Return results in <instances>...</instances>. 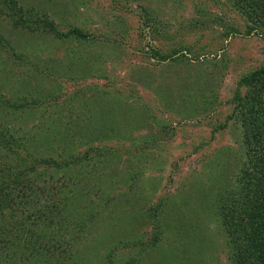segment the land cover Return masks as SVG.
Listing matches in <instances>:
<instances>
[{
	"label": "rangeland",
	"instance_id": "rangeland-1",
	"mask_svg": "<svg viewBox=\"0 0 264 264\" xmlns=\"http://www.w3.org/2000/svg\"><path fill=\"white\" fill-rule=\"evenodd\" d=\"M17 1L32 11L14 19L0 16V38L13 47L12 53L4 52L9 60L3 55V91L7 96L19 90L28 95L39 87L61 97L58 103L35 107L32 118L25 117L45 131L44 149L38 152L19 141L26 144L29 159L19 162L18 179L8 184L4 199L10 205L22 193L23 204L15 211L9 207L0 229L13 222L27 225L20 235H12L22 240L19 257L0 252V264L237 263L221 214L232 206L244 209L240 218L247 220L253 195L241 174L247 157L245 134L234 99L241 77L264 64V35L255 26L261 21L243 13L238 0ZM51 23L64 34L81 29L89 37L62 40L40 27L29 28ZM251 27L257 30L248 35ZM154 50L196 60L175 71ZM69 53L87 61L67 68L65 62L54 61ZM33 66L44 78L33 75ZM52 67L59 70L54 79L46 72ZM194 69L193 77H215L210 86L218 95L214 108L205 110L202 104L207 93L185 89L171 103L159 100ZM249 89L240 88L244 102ZM110 96L123 101L133 96L126 104L142 114L124 142L104 141L102 133L88 135L83 121L103 104L110 108ZM263 101L259 97L251 105L262 108ZM57 132L63 139H57ZM90 137L100 142L107 157L98 153L101 146ZM112 148L126 151L119 157ZM16 157L10 147L0 148V164L9 165ZM98 166L102 176L94 179ZM36 179L40 183L32 184ZM78 184L88 190L81 191ZM87 192L90 198L85 199L81 195ZM98 193L119 207L112 217L103 214ZM88 215L95 218L86 219ZM159 232L161 239L155 241L153 235Z\"/></svg>",
	"mask_w": 264,
	"mask_h": 264
},
{
	"label": "trees",
	"instance_id": "trees-1",
	"mask_svg": "<svg viewBox=\"0 0 264 264\" xmlns=\"http://www.w3.org/2000/svg\"><path fill=\"white\" fill-rule=\"evenodd\" d=\"M3 1L4 2L2 3L0 9V16H11L12 19H14L16 16H19L21 12L29 13L28 11H32L26 10L25 8L21 7L17 0ZM238 1L242 5L241 10L243 11V13H246L248 17H251L252 21H254V19L261 21L258 24H255V26L257 27L258 25H260L261 27L258 29H261L263 32L260 33L264 35V0ZM35 27H40L41 32H46L47 30V34H55L56 39L58 38L63 40L73 39L75 37H89L87 32H84L81 29H72L70 32L64 34L60 30H58L53 23L47 24V27H44L43 29H41V26L39 24H31L29 28L37 29ZM256 27H251L249 29L248 35H251L254 30H257ZM49 29H51V31H49ZM9 48H11V50L13 49L10 41L6 38H0V70L6 69L5 63L10 59L8 57V54L6 53H12ZM154 54L158 59L164 61L165 64L170 63L172 65L170 68L174 69L175 71L178 70L177 66H189L188 61L190 59L192 62L196 60L195 58L189 57L187 54H182V57L185 58L179 59V57H176L172 53H163L160 50H154ZM3 55H6L8 59L4 61ZM17 58L22 59L21 57ZM80 59L76 60V53H69L65 56L64 59L58 58L57 60V57L55 56L54 61H56L57 64L60 62H65V68H67L69 64L72 67L77 64L84 65L87 61L85 56L82 61ZM24 64L25 66H29L32 65L33 62L32 60H29V65L26 64V62ZM32 69L33 75L36 76L38 80L41 79V77L44 78V75H42V71L38 68V66H33ZM46 72L47 77L51 79H54L55 75L59 74V70H57V67H52V69H49ZM188 72V77H185V75V78H180L175 83L176 85H174V87H171L168 92L162 94L159 97V100L164 99V101L171 103L170 98H175L177 96L175 93H179L180 90L185 89L187 90V92L191 90V93L193 91L197 93V95L207 93L204 98V103L202 104L206 106L205 110H208L209 108H211V106L214 108V103L217 102L218 95H215V89L211 88L210 86L215 77L211 75H207L208 77H193L194 73L196 72L195 69ZM237 85L239 89L236 93L234 101L238 102V105L235 108L234 113H237L236 116L242 122L244 131L243 133L245 134L243 139V151L247 156L246 160L243 161L244 164H242L241 167V174L245 176V181H247L246 186L249 190L248 193H252L253 195L249 197V207L246 210L248 214L247 220L249 224L247 223V220H243L242 218H240V216L245 213L244 209L239 211L235 210L236 208H234L233 210H231L232 206L229 207L228 205H226V208H229L221 214V221L222 223H224L226 239H229L230 243L234 242L235 244V250H233L237 262L235 264H264V101L263 104H261L262 108L254 107L255 104L251 105V103H254V101L259 97H264V64L257 71L252 72V74H250L249 76H242ZM241 87L250 88L249 93H251V95L245 97V102L240 93ZM33 88L34 90L29 92L28 95H24L23 93L21 94L19 90V92H15L13 96H7L6 92L3 91L4 87L2 83H0V148L2 149L3 147V150H7L8 147H10L17 153L16 160L13 159V162L11 164L6 165L4 162L0 164V225L2 219L7 216L9 207H14L13 210L15 211L23 204V198H21L22 193L16 194L13 197V201L10 205H6L4 199L8 184L13 178L18 179V175L15 174V170L20 168L21 165L19 164V162H21V159H29L28 156L24 154L27 150L26 144H21L19 141L28 143L29 145L32 144L34 149H38V152H41L44 149L41 138L45 137V131H39L37 124L33 125L31 121L27 123L25 117H27V115H31L32 118L37 113L36 110H33L35 109V107H43L45 103L50 101L58 103L59 101L56 100L61 97L60 94L50 92L46 88H44L43 90H40L39 87ZM257 90L258 94L256 95L255 92ZM29 96H31L32 99H30ZM132 97L133 96H130L127 100L123 101L119 98L114 100L110 96L108 98V101L111 100L109 101L111 106L110 108L104 109L105 106L103 104L95 111L96 114L91 115L90 117L85 116V119L83 118L84 124L87 128L90 129L88 131V135L94 136L96 134L99 136V133H102L106 135L103 138L104 141H126L128 136H130L139 126V121L140 119H142L141 112L137 110V108L133 106L132 103L131 106L126 104L132 100ZM25 98H27L28 100H25ZM95 104L97 105V102ZM114 107L117 110H115ZM51 109L52 106L46 111L52 112ZM12 119L14 121H12ZM75 119L76 118H73V120ZM56 134L57 139H63L59 137L61 133L57 132ZM18 135L19 137H17ZM74 141L77 140L74 139ZM90 141H95L96 145L101 146L100 142H98V140L94 139L93 137H90ZM120 150L121 148L118 150L116 148H112V151L118 153L119 157H122L126 149H124L122 152H120ZM105 151L106 150H104L101 146L98 153L104 154V157H107L108 154ZM16 161H18V163ZM31 171H33V169H31ZM41 176L42 175H40V177ZM93 176H95L94 179H96L97 176H102L100 166H98V173ZM37 180L38 179L31 181L32 184H39L40 182L37 183ZM78 186H81V191L88 190L86 186H83L81 184H78ZM75 194L79 193L75 192ZM88 195L89 193L87 192L81 196L85 199H88L90 198L87 197ZM97 197L102 199V210L104 215L112 217V213H114L115 210L119 209V207L113 206L111 205V203H109L111 200L105 198L107 197V195H103L102 197V194L98 193ZM64 198H69V196L66 195L64 196ZM96 201L101 202V200L99 199H96ZM92 207L101 208L97 206ZM236 213L238 214V216ZM94 215H88L86 219H94ZM51 222L53 224V220H51ZM18 225H20V228H18ZM25 225H27V222L22 224L13 222L10 223L9 227H1L0 252L5 253L8 257H19L20 252L23 249L21 247L22 240L21 238L14 237L12 235H20ZM160 226L161 230H163L162 225ZM159 235L160 232L159 234L153 235L155 241L161 239ZM107 257H110V261H114V257L112 254H108Z\"/></svg>",
	"mask_w": 264,
	"mask_h": 264
}]
</instances>
